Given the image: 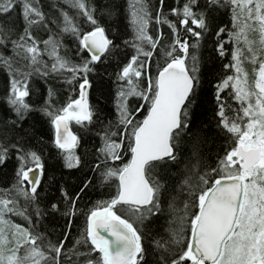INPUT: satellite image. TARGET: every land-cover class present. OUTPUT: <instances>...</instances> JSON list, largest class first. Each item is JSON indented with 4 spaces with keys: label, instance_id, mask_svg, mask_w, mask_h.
I'll return each instance as SVG.
<instances>
[{
    "label": "snow or ice",
    "instance_id": "6c2138e0",
    "mask_svg": "<svg viewBox=\"0 0 264 264\" xmlns=\"http://www.w3.org/2000/svg\"><path fill=\"white\" fill-rule=\"evenodd\" d=\"M66 2L80 23L41 0H0V50L16 57L0 51V264H264V0H131L127 11L118 0ZM117 12L128 25L101 23ZM202 45L221 67L214 126L198 116L200 59L189 49ZM242 57L259 65L251 82ZM113 83L114 111L91 102ZM217 140L226 146L208 163L202 148ZM101 189L108 199L83 213L73 243L77 202Z\"/></svg>",
    "mask_w": 264,
    "mask_h": 264
},
{
    "label": "trees",
    "instance_id": "16d2710c",
    "mask_svg": "<svg viewBox=\"0 0 264 264\" xmlns=\"http://www.w3.org/2000/svg\"><path fill=\"white\" fill-rule=\"evenodd\" d=\"M42 4L45 7V10L47 11L49 6H52L53 9H59L62 8L63 11L67 12L69 17L71 19H73L74 23H80L81 22V18H79L77 16V9H73L71 8V6L66 2V0H41ZM119 3L124 4L125 5V10L127 11L128 9V4L131 2V0H118ZM145 3H147L149 5V7H152L153 5L158 4V0H144ZM184 0H180V3H183ZM166 4L169 5H173L175 6L176 4V0H166ZM169 19H173V17L169 16ZM101 23L107 27L108 25H112V24H116L118 28H123L125 25L129 24L128 20L123 19L119 12L115 13L112 17H108L105 16ZM64 27V22H63V17L61 16L58 20H57V26L53 27V33L59 34L62 32V29ZM129 32H131V28L130 26L127 29ZM163 31H165V33H167V28L166 26H163L162 28ZM155 31V25L150 24V33H154ZM43 39H47L48 38V34L44 33V32H39L38 33ZM224 39H227V37L225 36ZM63 42L64 44L71 48L72 47V40L71 38L67 35L64 34L63 36ZM194 42L193 38H190V45ZM241 44H243V41H241ZM233 45V47H232ZM41 47H43L41 45ZM229 50H231L235 47L234 44H230L226 46ZM209 50H210V46L207 45H202L198 51L194 50V49H190V54H192L193 52H195V54L199 57L200 59V63H199V68H200V81H201V85H200V89H199V103H200V107L198 109V116H199V120L202 121H207V122H212L213 126H214V121H213V107H214V89H213V85L216 83H219V74L221 72V67L219 63H215L212 60L209 59ZM3 52V55L5 57H9L12 58L13 61H15L16 57L14 55V53L11 50V45L8 46L7 49H2L0 50ZM63 54V52L61 53ZM158 55L160 56L162 62H163V53L159 51L158 49ZM45 59H47V56L44 57ZM156 57H154L155 59ZM230 59V56H229ZM18 65L15 64V62L13 63V67H17ZM243 68L245 71H247L249 73V79L251 82V79L253 77V68H258L259 65H252L251 62L247 59L243 58V64H242ZM227 75H231L233 74L231 71H227L226 73ZM8 80V70L5 67V65L3 64L2 61H0V94H2V89L4 87V85L7 83ZM115 83L112 84L111 88L109 89L107 86L105 87V94L103 97L100 96L99 92H93L90 95V100L93 104H99L101 106H103L106 110H110V111H114V98H115ZM230 91V89L226 90L224 93L221 94L222 98L227 100V103L231 106L232 109H238L239 108V103L237 101L234 100L233 97L228 96V92ZM229 110L226 109V112H228ZM229 114L231 115L232 113L229 112ZM144 115L143 112H141L139 114V116L137 117V119L142 118V116ZM111 119H115V117H110ZM73 129L74 132L79 134V130L78 127L76 125H73ZM221 145L226 146V142L225 141H220L217 140L215 142V145L209 144L208 148H202V153L205 155V158L207 159L208 163H212V160L215 159V153L218 152L220 150ZM184 148H185V155L186 156H191V149L189 144L186 142V140L184 141ZM211 149V151L209 152L208 149ZM57 150L56 149H52L51 153H49V155H54L55 152ZM208 157H211V159H208ZM49 163H55V160H50ZM201 167V163H198L195 159H193L192 161V171L189 173L188 177L186 179H188L190 181V183L192 184V186H195V183L197 181V170ZM207 170V169H205ZM65 179H67V177H65ZM72 182L76 183L75 177H72ZM5 187L4 184L0 183V188ZM78 191V189H77ZM104 189H101L100 191H90L87 192L86 195H82L80 201H78V207L82 210L81 213L78 215L77 219L74 221V227L72 229V235L70 236V240L74 243L75 239L79 238V233L82 232L86 226V217L83 213L87 212L89 209H91L93 207V205L100 200H106L108 199L107 195H102ZM108 191H115V188L113 186V188L108 189ZM183 197L181 196H177V199L175 201V204L173 206L172 209H170L171 211V218H170V223H173V226L175 227H179V218L181 216H184V210H183ZM20 210L24 211V202H23V198H20ZM11 219L18 224H21L22 226H27L25 221L23 220V218L21 216H13L11 217ZM68 247H70L71 245H67ZM79 247V246H78ZM82 262V258H78L76 256H72V264H81Z\"/></svg>",
    "mask_w": 264,
    "mask_h": 264
},
{
    "label": "flooded vegetation",
    "instance_id": "af4514ba",
    "mask_svg": "<svg viewBox=\"0 0 264 264\" xmlns=\"http://www.w3.org/2000/svg\"><path fill=\"white\" fill-rule=\"evenodd\" d=\"M251 38V37H250ZM189 39V43H190V38H188ZM240 46H241V48L243 49L245 46H244V44H240ZM232 47H233V45H232ZM232 47H231V50H232ZM190 49H191V47H190ZM190 49H189V52H190ZM231 50H230V52H231ZM247 52H246V50H245V52H244V56L245 57H247ZM242 59H243V57H242ZM247 60H249V59H247ZM250 61V60H249Z\"/></svg>",
    "mask_w": 264,
    "mask_h": 264
},
{
    "label": "water",
    "instance_id": "95a60500",
    "mask_svg": "<svg viewBox=\"0 0 264 264\" xmlns=\"http://www.w3.org/2000/svg\"><path fill=\"white\" fill-rule=\"evenodd\" d=\"M105 235H107V233H105Z\"/></svg>",
    "mask_w": 264,
    "mask_h": 264
}]
</instances>
